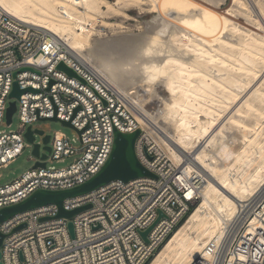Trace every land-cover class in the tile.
Here are the masks:
<instances>
[{"label": "built area", "instance_id": "obj_1", "mask_svg": "<svg viewBox=\"0 0 264 264\" xmlns=\"http://www.w3.org/2000/svg\"><path fill=\"white\" fill-rule=\"evenodd\" d=\"M62 61L79 77L58 70ZM14 82L34 91L15 99L11 96ZM13 101L20 125L16 131H0V169L27 147L32 149L34 166L0 185V210L38 190H68L87 182L110 158L115 128L124 133L141 131L136 154L154 177L116 180L66 198V211L90 205L72 219L57 217L59 207L54 203L15 214L0 224L4 234L0 264H148L200 199L198 192L190 194L192 186L198 189L194 178L186 176L184 168L152 141L144 124L99 70L50 33L11 15L0 3V127L13 124L15 113L11 122L7 119ZM55 116L71 122L74 137L34 125ZM29 126L32 131H44L42 135L34 132L33 143L25 136ZM47 135L50 151L44 148ZM35 143L40 144L39 156L33 154ZM57 163L67 164L57 167ZM263 206L264 199L233 237L219 245L210 243L191 264H264ZM256 217L257 224L247 231ZM153 225L146 241L142 232Z\"/></svg>", "mask_w": 264, "mask_h": 264}, {"label": "bare ground", "instance_id": "obj_2", "mask_svg": "<svg viewBox=\"0 0 264 264\" xmlns=\"http://www.w3.org/2000/svg\"><path fill=\"white\" fill-rule=\"evenodd\" d=\"M53 1L0 3L17 19L50 33L73 55L92 64L122 95L138 90V85L146 89V96L137 91L127 97L132 99L130 109L150 129L147 133L153 142L184 168L186 176L194 178L198 189L192 186L190 194L196 191L200 198L199 205L149 264H191L210 243L219 245L233 237L264 196H257L253 204L250 201L264 186V93L256 89L245 97L242 94V104L212 129L216 109H228L259 76L255 69L264 66V35L247 39L233 29L231 21L214 10L224 0H198L206 5L177 0L174 4L181 10L155 17L143 41L124 46L117 38H93L91 13L101 11L95 0H58V11ZM260 1L253 0V4L264 14ZM207 22L237 35L241 47H227L216 37L211 39L217 46L212 50L204 47L200 37L210 36L200 26ZM159 87L163 89L159 91ZM146 97L158 103L152 111L145 107ZM228 126L245 129L241 138L235 139L238 145L226 142ZM254 126L248 136L246 130ZM257 222L256 217L247 231Z\"/></svg>", "mask_w": 264, "mask_h": 264}, {"label": "rangeland", "instance_id": "obj_3", "mask_svg": "<svg viewBox=\"0 0 264 264\" xmlns=\"http://www.w3.org/2000/svg\"><path fill=\"white\" fill-rule=\"evenodd\" d=\"M95 1L97 2L101 11L99 13L97 12L91 13L92 20H93V32H94L93 38L94 39H112V38L116 39L117 38L120 41V43L124 46H129L131 42L136 43V42H139L140 40L143 41V39H145L147 35L149 34L148 27L155 17H158V16L161 17V15L162 17L163 16L167 17L165 16V14L163 15V13L170 14L173 12L175 14L177 11L181 10L179 6H176V4H174V3H177V0H120V1L118 0H95ZM234 1L235 0H224L220 4L218 9L217 8L216 9L213 8V9L217 13L227 17L231 21L232 28L237 29L244 35H247V39L249 37H255V35L256 37L257 35L258 36L262 34L264 35V14L261 12L259 5L256 4L257 5L256 6L255 3L253 4V0L252 1L251 0H240L241 2L240 4H235ZM197 2H199L200 4L206 5L205 3L200 2L198 0ZM260 2L262 4L264 3V0H261ZM58 4H59L58 0H55L52 3L53 7L57 11H58V6H59ZM187 10L189 11L192 10V6L191 8L189 6ZM197 12L198 11L196 10V13ZM235 23L239 26H237ZM200 28L202 31H204V33L210 36L209 38H206L204 36L200 37V39H202V45L209 50H212L214 46L218 45L217 41L214 39H211V37L218 38L219 41L223 42L225 46L227 47H230L232 45L237 48L241 47V44L238 43L239 40H237L238 39L237 35L232 34L229 30H226L225 28H222L211 22L210 23L207 22L203 24L202 26H200ZM188 33L192 34L194 37L196 36L193 32L188 31ZM231 63L233 66L239 67L238 62L232 61ZM263 70H264V66H261L255 69L257 73L256 76H258V74L259 76L256 77L252 81V84L248 85L249 86L247 87L248 89H246V91L244 90L238 97L239 99L237 98V101L233 103L228 109H224V108L216 109L217 114L215 115V118H216L215 124L213 125L212 129H215L220 124H223L226 121L225 118L230 117V113L232 114L233 111H235V108L241 105L242 104L241 102L244 101L242 100V98L248 94H251L250 93L251 91L253 92L256 89H258L259 93H264V85L262 83L264 81H261V79L264 78ZM141 86L138 85V90L134 89L136 92L133 89H130L131 91L132 90L133 91L131 93V91L129 90L130 92H128V95L125 94L126 97L120 93L123 96V98H125L124 100L129 107L131 103L130 101H132V99L130 98V101H129L127 100L129 98L127 97H133L134 96L133 93L137 94V91H139V93H142V97L145 93L147 95V92L145 91L146 89H143V86L142 87ZM161 89L163 88L162 87L158 88L159 91H161ZM129 93L133 95L130 96ZM146 98L144 101L146 102L145 107L146 109L152 111V109L155 108L156 104L158 103L157 101L154 102V100H150L149 98H147L146 100ZM149 107L151 109H149ZM259 123H262V121H260ZM19 125H20L19 116H18V113H15L13 117V124L10 127L1 126L0 131H4V130L8 132L16 131L19 128ZM34 125L41 127L43 130H45L48 133H52L54 131H61V132H64L70 138L74 137V132L72 128L64 125L60 121H37L34 123ZM256 127L257 126H254L253 128L251 127V129L248 128L246 130V133H248V136H250L251 133H253ZM235 128L238 129L237 127L233 128V126H228V129H226L225 131L226 142L229 143L231 146L238 145V142L236 143L235 139L241 138V135H243L242 132L245 131L244 128H243L244 131L243 129L239 131V130H236ZM146 130L147 132L150 131L148 127L146 128ZM150 138L152 139V137ZM41 140L42 139L40 136L36 137L37 142H41ZM234 140H235V143L233 142ZM262 140H264V137H262ZM31 155H32V149L27 147L25 151L13 163H11L6 168H1L0 169V175H1L0 185L13 181L17 177H19L21 174H23L25 171L33 168L34 163L30 159ZM66 164L67 163H57L56 166L63 167ZM263 188L264 186L262 187L261 191H259L254 196V198L250 200L251 202L252 201L256 202L259 199V197L262 194H264ZM263 199H264V196L262 197V199H260L261 201L259 202L260 204L258 203V207L261 205ZM199 201L200 199L196 202L195 208L199 205Z\"/></svg>", "mask_w": 264, "mask_h": 264}, {"label": "water", "instance_id": "obj_4", "mask_svg": "<svg viewBox=\"0 0 264 264\" xmlns=\"http://www.w3.org/2000/svg\"><path fill=\"white\" fill-rule=\"evenodd\" d=\"M57 69L66 72L70 76L79 77L76 71L70 68L63 61L58 64ZM29 90H33V89L32 88L21 89L18 85V82H14L11 96L15 99H19L24 92ZM15 111H16V102L13 101L11 102L10 108L8 109V113H7L8 122H11L12 115L15 113ZM48 121H60L64 125L72 127L71 122L58 120L56 116L51 119H48ZM34 132L40 135L44 133L43 130L32 131V128L29 126L25 134L27 141L29 143H33L35 141ZM140 133H141L140 130H136L132 133H124L115 128L114 129L115 138H114V146L112 153L106 164L97 174H95L87 182L75 188L68 190H58V191L38 190L25 201L1 209L0 224L3 221H6L7 219L11 218L15 214L51 203H54L59 207V213L57 217H65L67 219H72L79 212L89 208L90 205L79 207L71 211H66L63 209V202L66 198L76 197L90 193L116 180L128 182L130 180L139 177H154V174H152L147 168H145V166L139 161L136 154V141ZM49 140H50L49 135L44 137V143L46 144L44 148L47 151H50V147L47 145ZM39 153H40V144L35 143L33 154L39 156ZM42 158L45 159L46 155H43ZM38 165L44 166V163H38ZM154 225L151 226L148 230L142 232V236L146 241H148L147 235L154 227ZM22 227H24V225L17 228V230ZM69 229L72 236L74 237V226L72 222H69ZM3 240H4V234L0 231V247L2 246ZM0 258H1V253H0Z\"/></svg>", "mask_w": 264, "mask_h": 264}]
</instances>
